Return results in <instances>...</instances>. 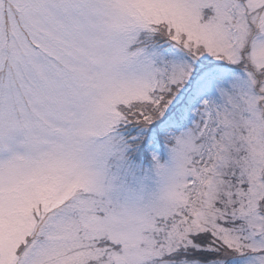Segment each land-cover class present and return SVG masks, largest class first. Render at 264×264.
I'll return each instance as SVG.
<instances>
[{"label":"snow or ice","instance_id":"6c2138e0","mask_svg":"<svg viewBox=\"0 0 264 264\" xmlns=\"http://www.w3.org/2000/svg\"><path fill=\"white\" fill-rule=\"evenodd\" d=\"M0 264H264V0H0Z\"/></svg>","mask_w":264,"mask_h":264}]
</instances>
